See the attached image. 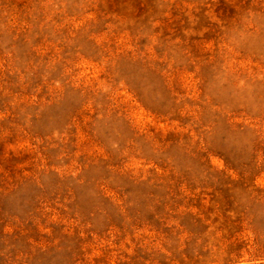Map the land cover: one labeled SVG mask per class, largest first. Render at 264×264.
I'll use <instances>...</instances> for the list:
<instances>
[{
	"label": "rangeland",
	"instance_id": "obj_1",
	"mask_svg": "<svg viewBox=\"0 0 264 264\" xmlns=\"http://www.w3.org/2000/svg\"><path fill=\"white\" fill-rule=\"evenodd\" d=\"M0 264H264V0H0Z\"/></svg>",
	"mask_w": 264,
	"mask_h": 264
}]
</instances>
